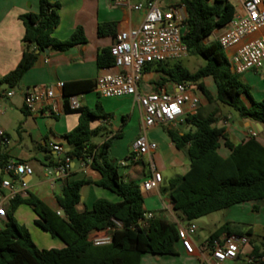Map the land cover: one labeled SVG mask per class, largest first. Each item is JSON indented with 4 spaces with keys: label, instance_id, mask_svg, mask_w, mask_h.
<instances>
[{
    "label": "trees",
    "instance_id": "1",
    "mask_svg": "<svg viewBox=\"0 0 264 264\" xmlns=\"http://www.w3.org/2000/svg\"><path fill=\"white\" fill-rule=\"evenodd\" d=\"M180 1L188 12V30L183 41L189 55L200 57L206 63L195 73L180 62L172 67L169 62L152 63L145 71L164 75L158 85L166 82L194 84L210 105L219 102L237 111L242 120L264 126V99L256 101L250 96L217 41L205 43L208 36L231 21L233 4L227 0ZM39 4V13L21 16L27 31L23 55L18 66L0 80V86L18 88L26 73L46 51L49 54L66 52L87 42L83 28H78L67 41L54 39L53 34L60 24L61 5L50 0H39ZM113 28V24H102L99 34L114 33ZM114 62L110 49L104 50L97 60L100 69L112 67ZM206 81L212 82L215 94L211 93ZM94 88L95 83L91 81L64 85V111L79 115L78 125L64 136L70 146L65 156L72 162L89 163L101 174V180L68 181L66 178L62 193L57 196L63 217L32 193L26 198H14L12 210L20 205L30 206L39 218L38 224L53 237L61 239L65 247L61 250L40 249L28 230L10 215L5 226L0 228V264H141L144 254L180 255L177 222L155 217L142 225L140 219L147 212L142 188L135 181L126 182L118 165L110 159L112 142L122 138L123 133L114 134L101 145L93 143L94 138L106 137L110 132L106 127L92 129V119L111 118L112 115L107 114L100 103L96 106L97 111L87 107L70 108L67 101L70 96ZM243 96L251 98L252 107L244 104ZM217 112L214 108L205 117L199 114L186 116L183 125L190 129L183 134L176 128L167 129L176 149L186 151L190 169L186 174L172 178L165 191L174 211L189 224L246 202H255L254 211L258 212L264 203V146L255 136L238 145L232 143L225 129L216 127ZM123 119L125 123V117ZM6 137L9 139L8 135ZM2 140L0 137V167L11 160L9 154L1 150ZM221 140H225V146L231 151L227 158L218 153ZM64 160L61 158L58 165ZM90 184L111 191L121 201L99 199L92 209L79 212L77 206L81 202L82 188ZM224 234L252 235L251 231H242L241 226L226 223L211 234L207 242ZM106 237L111 238L109 244H94V240ZM260 251L254 246L255 256L263 257Z\"/></svg>",
    "mask_w": 264,
    "mask_h": 264
},
{
    "label": "crops",
    "instance_id": "2",
    "mask_svg": "<svg viewBox=\"0 0 264 264\" xmlns=\"http://www.w3.org/2000/svg\"><path fill=\"white\" fill-rule=\"evenodd\" d=\"M50 1L61 5L59 11L60 24L55 30L53 38L58 41H67L78 28H83L87 42L66 52L42 54L34 68L23 77L19 87L14 89L15 93L13 95H10L11 88L8 86H0V112H2L0 114V130L9 136L10 141L8 146L2 145L1 150L7 152L11 160L25 162L34 170L33 176L24 177V181L29 185L28 192L25 194L17 187L13 189L2 187L3 181L8 180L9 177L3 173L2 167H0V206L5 207L8 216L11 215L19 225L28 230L33 240V234L39 236L40 230L48 234L50 233L38 224L39 218L30 206L20 205L15 210H12V201L16 197L26 198L29 193H32L39 197L54 212L60 211L63 213L62 208L58 204L57 196L61 195L63 181L66 178L60 175L58 164L62 156L70 151V146L64 136L78 125L79 115L74 112L65 113L64 103L66 98H63L64 91L59 89H56L60 103L56 114L47 113V110L44 113H30L24 103L25 89L35 86L51 87L59 83L69 84L85 81L95 83L100 74L117 72L115 69L111 70L110 67L100 69L97 64L99 55L104 50L110 49L113 46L117 35L122 30L138 28L145 19V13L143 11H135L130 6H116L114 0ZM145 1L147 0H132V4L135 5ZM169 1L172 2L175 0H166L163 3L164 6ZM39 11V0H0V80L18 66L23 55L24 39L27 31L21 20V16L28 13H39ZM102 24H113L114 33L100 35L99 26ZM252 72L261 73L249 71L244 75L249 78L253 76ZM162 76H164L162 73L144 70L139 85V92L152 93L162 89L173 91V82H166L162 85L157 84ZM206 84L211 93L215 94L212 82L206 81ZM196 94L201 99V105L197 114L205 117L211 112L210 104L203 94L199 93L198 88L196 89ZM73 95L77 97L82 107H87L91 110H93L92 107L95 104V97L103 98L95 89L91 91L80 90ZM255 97H253L254 100H256ZM259 98H261L260 100L264 99V89L261 91ZM242 100L248 108L252 107L251 98L243 96ZM67 101L69 102V100ZM124 102L132 105V109L128 110L131 114L130 116L133 117L135 114H138L142 120L136 136H132L131 138V153L135 140L141 136H145L149 141H153L158 145V150L152 156L144 157L137 163L132 160L131 164L123 162L124 165L122 166L128 168L122 175L124 180L126 182L135 181L142 186L143 182L151 176L149 164L153 160L157 170L163 176V182L159 189L149 193L142 191L145 199V210L154 213L156 217L177 222L178 226L186 224L187 222L174 211L168 193L165 191L172 178L182 176L189 171L190 161L186 151L176 149L167 134V129H171L170 127L160 125L148 131L144 130L142 110L135 97H125ZM97 104L98 102L95 107ZM104 111L107 114H111L112 117L92 119L91 121L92 129L106 127L110 132V135L106 137L99 136L102 138L100 143H97L93 139V143L98 145L103 144L118 132H122V138H125L126 135L123 128L128 126L127 124L130 120L129 117L124 123L123 117L121 123L118 122L114 114L115 111L108 107V105H106ZM216 117L218 119L216 127L225 129L229 139L235 145L241 144L249 140L252 136H255L264 146L263 125V130L258 134H254L250 128L246 127L252 122L242 120L240 116L237 121H234L232 114L225 113L222 108H218ZM16 127L19 136L17 141L11 135V131ZM174 128L180 130L181 134L190 129L183 124H179ZM54 145L60 146L62 151L57 152L53 150ZM131 153L129 154V159ZM218 153L223 158L230 156L231 151L225 146V140H221ZM101 178L102 176L98 171L94 170L89 163L83 161L72 162L71 171L69 177H67L68 181L90 179L93 182H97ZM113 194L111 191L98 187L95 184L86 185L82 188L81 202L77 206V209L79 212L87 209L90 210L99 199H107L112 202L121 201L113 196ZM255 204V202H246L224 210V224L229 223L234 226H241L244 232L251 231L252 235L249 236L251 248H253L251 242L257 230L264 229L263 218L257 221L249 219L250 215L254 216L253 214H256L258 219L261 215L264 216V203L258 212L254 211ZM44 237L48 241V244L46 245L47 247H42L41 249L61 250L65 247L64 242L57 237L54 238L52 235H46ZM208 238L201 242V236L198 230L194 237L196 246L200 248L207 242ZM55 239H58V241ZM35 244L39 247L36 242ZM178 249L180 255L174 257L183 259V262L180 264H199V259L187 255L180 244L178 245ZM261 254H263L262 258L264 259V252L262 251ZM169 256L173 255L159 256L144 254L142 255L141 264L149 257H154L157 259V262H161L162 258ZM227 264L246 263L244 258H240L235 261H230Z\"/></svg>",
    "mask_w": 264,
    "mask_h": 264
},
{
    "label": "built area",
    "instance_id": "3",
    "mask_svg": "<svg viewBox=\"0 0 264 264\" xmlns=\"http://www.w3.org/2000/svg\"><path fill=\"white\" fill-rule=\"evenodd\" d=\"M166 0H147L132 4V0H114L116 6H130L135 11H143L145 19L141 26L130 30H122L110 48L115 62L110 72L100 74L95 81V91L103 98L135 97L142 110L144 130L148 131L160 125L170 128L183 124L186 116L198 113L201 99L196 94V86L190 83H174L173 91L162 89L152 93H140L139 85L143 72L149 64L176 61L189 56V50L183 38L188 30V12L181 1H172L164 6ZM234 6L231 21L224 26L216 41L225 51L232 69L239 75L249 71L260 72L264 67V0H227ZM64 83L56 86H35L24 91V103L30 113L56 114L60 105L56 89L63 91ZM15 90L12 89L10 95ZM65 96H63L64 98ZM66 98V97H65ZM72 110L81 106L76 96L68 98ZM2 114V112H0ZM2 145L8 146L10 141L4 131L0 130ZM53 150L61 152L58 145ZM158 150L157 143L149 141L145 136L137 138L133 144L130 159L137 163L144 157L152 156ZM59 166L60 175L67 178L71 171L72 161L64 157ZM90 162V161H89ZM124 165V163L122 164ZM151 176L141 188L144 192H152L162 186L163 176L156 168L154 161L149 164ZM3 173L9 177L2 183L3 188H20L27 194L29 185L25 176H33V168L25 163L10 160L2 167ZM59 216H64L60 211ZM152 212H146L140 223L155 218ZM8 222L5 207L0 206V228ZM198 227L195 223L179 226V238L185 253L199 259V264H227L244 258L246 264H261L262 257L253 253L248 236L223 235L198 248L195 244ZM110 237L94 240L97 246L109 244Z\"/></svg>",
    "mask_w": 264,
    "mask_h": 264
},
{
    "label": "rangeland",
    "instance_id": "4",
    "mask_svg": "<svg viewBox=\"0 0 264 264\" xmlns=\"http://www.w3.org/2000/svg\"><path fill=\"white\" fill-rule=\"evenodd\" d=\"M176 2L179 0H175ZM223 32L222 28L217 29L215 32H213L212 35L208 36L206 38L205 43H211L213 41H216V37L219 33ZM181 63L185 68H187L190 72L195 73L199 68L205 65V61L197 56H191L189 55L186 58L176 60V61H170L168 64L169 66H174L177 63ZM261 73H253L251 77H246V75H240L239 80L245 84L248 88V92L250 93L251 97H255L256 101H261L259 96L261 95V91L264 89V67L260 71ZM125 98L124 99H118V98H113V99H104V98H97L95 97V104L92 107L93 110H96V103H100L103 109H106V105L110 107L113 111H115V116L117 117L118 122L121 123V120L123 117H125L126 120H130L128 122V126L124 127V133H125V138L122 139H115L112 142L111 146V152H110V159L115 162L118 167H119V172L121 175L125 173V171L128 170V168H125L122 166L123 162L131 164V159H127L129 157V154L131 153L130 150V145H131V138L132 136L135 137L137 132L140 129L142 120L141 117L138 114H135L133 117H131L130 112L128 110L132 109V105L130 103H125ZM214 108H222L225 113H230L233 115L234 121H237L239 119V114L237 111H235L233 108L225 106L219 102H214L213 104L210 105V110L213 111ZM117 109V110H116ZM11 135L14 140H18L19 136L17 134V127L14 128L11 131ZM94 140L97 143H100L102 138L101 137H96ZM118 200H121L117 195L113 194ZM147 200V198H146ZM252 213V211H251ZM254 216L250 215L249 219L251 220H260L264 219V216L261 215V217L258 219L256 214H253ZM252 216V217H251ZM246 217V216H245ZM225 211H220L217 213H213L211 215H208L206 217H203L197 221H195V225L198 227L199 230V235L201 236V242L204 241V239L210 237L211 234H213L217 228L222 226L225 222ZM39 236L33 234L35 242L39 245V248L41 249L42 247H47L46 245L48 244V241L45 239L44 236L48 235L51 236L48 233H45L43 231H39ZM44 238V239H43ZM51 238V237H49ZM55 238V237H54ZM33 240V241H34ZM51 240V239H50ZM58 241V239H55ZM252 247L257 246L260 248V252H264V229H258L256 232V235L253 236V241L251 242ZM183 262V259L179 257H174V256H169V257H164L161 259V262H157V259L154 257H149L146 259L143 264H180Z\"/></svg>",
    "mask_w": 264,
    "mask_h": 264
},
{
    "label": "water",
    "instance_id": "5",
    "mask_svg": "<svg viewBox=\"0 0 264 264\" xmlns=\"http://www.w3.org/2000/svg\"><path fill=\"white\" fill-rule=\"evenodd\" d=\"M45 54H49V51H46ZM247 128H250L254 134H258L260 131L263 130L262 124L252 122L250 125L246 126ZM65 155L62 156L64 158Z\"/></svg>",
    "mask_w": 264,
    "mask_h": 264
}]
</instances>
